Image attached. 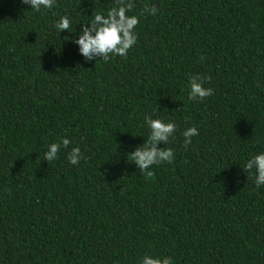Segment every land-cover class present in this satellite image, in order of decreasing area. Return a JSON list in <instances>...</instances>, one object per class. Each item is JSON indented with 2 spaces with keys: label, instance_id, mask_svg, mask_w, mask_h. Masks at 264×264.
Masks as SVG:
<instances>
[{
  "label": "trees",
  "instance_id": "1",
  "mask_svg": "<svg viewBox=\"0 0 264 264\" xmlns=\"http://www.w3.org/2000/svg\"><path fill=\"white\" fill-rule=\"evenodd\" d=\"M132 2L138 42L105 63L72 41L116 0H0V264H264V185L243 170L264 153V0ZM191 75L215 94L189 100ZM145 116L177 125L151 177L127 159Z\"/></svg>",
  "mask_w": 264,
  "mask_h": 264
},
{
  "label": "clouds",
  "instance_id": "2",
  "mask_svg": "<svg viewBox=\"0 0 264 264\" xmlns=\"http://www.w3.org/2000/svg\"><path fill=\"white\" fill-rule=\"evenodd\" d=\"M23 4L29 5L31 9L39 12L41 8L51 10L56 5V0H22ZM116 7L111 8L107 14L93 13L90 23L84 24L79 38L72 42L79 46L80 54L86 62H91L98 58L105 63L112 57L120 56L127 58L129 50L138 42L136 28L140 19L136 15L128 13L134 9L132 0H116ZM159 9L156 6H146L141 15L149 14L155 16ZM90 24V27L88 25ZM55 28L60 32L71 33V21L67 16L61 17L55 24ZM68 38V37H67ZM69 39V38H68ZM205 58L200 57L203 61ZM190 92L188 99L191 101H203L213 96L215 91L211 87H204L205 82H211V76L191 75ZM145 123L150 129V134L142 146L135 149L134 152L127 155L138 169L146 176L151 177L153 172L150 170L154 165L162 163H174L175 153L172 148H160L161 143L168 145L177 131V125L174 122H165L162 119H153L151 116H145ZM196 127L187 128L183 132L184 147L187 148L192 143V137L198 136ZM72 141L63 138L59 143H52L48 146L45 153V161L52 162L59 158L61 148L68 150ZM86 159L80 147H73L68 152V161L72 165H79L81 160ZM255 169V184L257 188L264 185V153L257 154L249 159L243 167L247 173ZM142 264H173L170 257L163 259L153 258L145 255Z\"/></svg>",
  "mask_w": 264,
  "mask_h": 264
}]
</instances>
